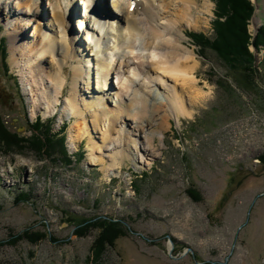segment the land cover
Segmentation results:
<instances>
[{
    "label": "rangeland",
    "instance_id": "374dc122",
    "mask_svg": "<svg viewBox=\"0 0 264 264\" xmlns=\"http://www.w3.org/2000/svg\"><path fill=\"white\" fill-rule=\"evenodd\" d=\"M33 1L41 5L35 25L33 18L20 15L25 5L18 6L19 0H0V9L6 8L0 10V38L6 48L4 63L0 53V117L8 131L24 138L34 134L31 125L39 117L44 124L42 133L48 125L50 133L63 136L69 162L55 161L44 148L38 154L33 140L25 147L0 143V264H264V163L260 161L264 157V47L254 50L248 46L258 79L253 90L240 91L228 80L226 67L215 53L209 49L200 53L186 36L194 32L213 38L215 5L212 0H196L198 8L191 11L192 18L179 22L176 31L183 46L195 55L194 76L204 96L194 104L186 96L191 118L177 120L173 114L163 118L170 112L164 106V96L171 94L175 82L153 71V80H149L137 69L140 61L133 58L130 71L136 85L131 90L144 92L148 115L139 121H118L117 128L129 136L120 144L119 140L113 142L110 134L108 146L100 154L106 160L116 151L120 156L119 168L108 175L100 161L90 160L89 136L98 140L99 133L89 123L88 135L69 141L78 119L68 112L66 101L72 92L73 67L79 66L87 71L85 85H79L83 97L91 102L107 93L101 103L115 108L117 101L131 94L121 85L127 69L123 66L119 73L114 72L107 88H99L101 79L96 76L98 67L90 47L94 49L100 34L92 26L102 19L87 12L90 0H71L70 6H75L78 14L73 21H64V31L76 37L83 49L72 61L60 57L53 61L45 55L46 68L58 62L64 66L66 78L58 103L52 105L55 98L49 80L40 73L44 80L35 84L27 61L38 53L35 29H50L47 33L56 37L49 27L53 26L50 13L55 0ZM124 1L131 6L136 0ZM153 1L157 7L159 0ZM249 1L254 10L247 31L254 41L264 24V0ZM164 2L169 0L161 4ZM207 4L209 8H204ZM11 6L20 12L13 11L7 18ZM176 9L174 5L160 9L164 19L158 23L165 24L166 19L176 22ZM112 13L115 23L109 25L116 27L120 19ZM80 14H88L89 29L79 24ZM138 21L149 29L141 12ZM17 23L26 28L21 43L34 45L30 56L28 52L20 58L18 52L13 55L11 51L10 36ZM85 35L90 37L84 40ZM99 46L101 49L104 44ZM138 53L135 50L133 55ZM221 79L230 82L233 93L218 87ZM176 87L181 89L179 84ZM93 218L109 219L124 232L113 247L105 246L99 259L91 250L99 231L75 234L80 221ZM15 236L37 241L15 242Z\"/></svg>",
    "mask_w": 264,
    "mask_h": 264
},
{
    "label": "bare ground",
    "instance_id": "6f19581e",
    "mask_svg": "<svg viewBox=\"0 0 264 264\" xmlns=\"http://www.w3.org/2000/svg\"><path fill=\"white\" fill-rule=\"evenodd\" d=\"M19 1L20 3H18V6L22 4L25 5V8H23L24 10H21L20 15L23 14L25 17L33 18L35 25L38 20L36 19V14L39 13L41 5L36 4L33 0ZM92 1V3H94V0ZM140 1L141 0H136L135 2H132L133 5L130 7V4L126 3L124 0H99V4L101 5L106 2L109 4L107 12L103 11V15L108 16L107 13H112L110 10V8H112L114 13L119 16L120 21L117 22L118 24L116 27L109 25L111 22L105 27V23L96 19L95 26H92L96 28L97 32H100L99 35L97 33L98 36L96 35L97 38L94 41V49H91L90 47V51L94 52L95 66L96 68L98 67V70H96L98 71L96 76L99 75L98 78L101 79L99 82L101 85L98 82L97 85H100L99 88L101 90L106 89L110 76H112L114 72L119 73L120 69L124 66L127 70H123L121 85L126 89V92H131V94L127 95L128 98L126 97L124 100L120 99V101H117V103H115V108H112V105H108L105 101L101 103L100 100L105 99L108 96L107 93L96 96L91 102L88 101V98L83 97L81 93L82 90L79 86L81 83L85 85L87 74L86 68L76 66L73 67L72 92L70 98L66 101L68 112L78 119L74 124L73 133L69 135V141L72 143L80 141L83 137L88 135L89 123L91 127L99 133L98 140H94L93 137L89 136L90 160L92 163L100 161L102 170L108 175L112 173L111 171L114 169L119 168L117 156H120L118 155L120 152L116 151L113 155L110 154V159L106 160V157H103L100 154L102 149L108 146L107 141L111 135H114V139H112L113 142L114 140H119L120 144L122 140L124 142L129 136V133L124 131L123 128H117L118 121L120 119L122 120V118L124 121L127 119L139 121L147 118L148 115L147 101L144 95L141 94L142 87H139V90L141 91L140 93H138L137 89L131 90L132 85H136V79H134L136 77L133 74L134 72H131L132 64H134V61L132 62L133 58H137L136 60L140 61L141 64L139 63L140 65L137 66V69L139 70L140 68L149 80H153L150 75L153 71L156 74L161 75H158L159 77L164 79L171 78L172 81L175 82V85L171 89V94L164 96V106L166 105V108L171 113H166L163 118H167L170 114H173V117L177 120H179V118H191L193 112L187 107L186 96H188L190 102L193 104L204 96V92L198 87V82L194 76L197 68L195 55L191 49L183 46L182 38L176 31L179 22L183 20L190 21L192 18L191 11L194 10V8H198L196 0H169L167 4L164 2L165 5L161 4L163 0H159L160 3H157V5L159 4L157 7L154 5L153 0ZM53 2L54 4L50 13V17L53 20V26L50 25L49 27L54 29L56 37L54 36V38L47 33L50 29H45L44 27L35 29L34 32L39 37L38 53L35 55L36 58L34 60L30 58V60H28L29 62L27 61V66L31 73H34L32 78L35 84L41 82L39 84L41 85L44 80L40 73H43L49 80L55 98L52 105H56L59 97L63 93L66 81L64 76V66L58 62H53V64L49 66V69L46 68L48 61H46L45 55H49L53 61H55L56 57L64 58L65 61H72L77 59L81 54L78 52H81L80 49H83V47L76 42V37H70V35L67 36L64 31V27L66 26L64 21L69 18L71 20L72 17L74 20V15L78 14L75 9L76 7L73 5L70 6L72 2L71 0H55ZM90 2H87L88 4L86 3L88 6L86 7V10H88L87 12H90V14H94L96 9L94 10V8L91 7V4L89 5ZM171 5H174V8H177L174 13V16L177 18L176 22H173L171 19H166L164 20L165 24L158 23L159 20L164 19L160 9H169ZM204 8H209V5H204ZM2 9L4 8H1L0 10L2 11ZM14 9L13 6H11V8L9 7L8 14L6 15L7 18L10 17V14L13 11H19V8ZM97 10L100 12L103 9L97 7ZM4 11H6V8ZM140 12L146 16V23L149 24V29L145 28L141 21H138V15ZM78 18V22L81 24L83 18L80 17V15ZM111 21L114 23L115 20L111 19ZM258 21L259 20H256L255 23ZM17 24L18 25L14 28L10 36L11 51H13V55H16L18 52L17 55L20 56V58L25 56L28 52L30 53V56L34 52V45L32 43H29V45H24V42L21 43L22 38L26 34V28L24 27V24ZM102 35H105L104 39L102 38ZM88 37L90 36L85 35L86 39H83L87 40ZM91 37L93 38V35ZM100 44H104L101 49L99 46ZM135 50H139V53L137 54L138 56L136 57L133 55ZM98 54L102 57L98 56ZM17 59L18 58L14 57L15 61ZM85 65H87V63ZM141 67H143V69H141ZM126 74H129V76ZM177 84H179L181 89L178 90L176 87ZM93 91L94 93L96 92L95 89H93ZM148 92L150 93V91ZM148 92H146L145 95H149ZM153 112L155 111L153 110ZM113 147L115 148L116 146L113 144Z\"/></svg>",
    "mask_w": 264,
    "mask_h": 264
},
{
    "label": "trees",
    "instance_id": "16d2710c",
    "mask_svg": "<svg viewBox=\"0 0 264 264\" xmlns=\"http://www.w3.org/2000/svg\"><path fill=\"white\" fill-rule=\"evenodd\" d=\"M212 2L215 5L214 20L212 21L213 38L209 39L201 33L194 32H188L186 36L199 48L200 53L203 54L207 49L215 53L226 67V74H228V80L230 79L231 84H234L242 92L251 91L257 84L258 69L253 66V54L249 51L248 46L252 45L257 49L264 47V24L259 29L254 41H252L247 31V25L254 7L249 0H212ZM4 42V39L0 38V53L3 63L6 57ZM4 67L7 72L8 67L6 64H4ZM228 80L221 79L218 82L219 84L217 83L218 87L226 93H233L234 88H232ZM37 119L31 125V128L35 130L34 134L31 137L24 138L8 131L0 117V143L5 144V147L13 144L25 147L33 140L37 146V149H35L37 153L38 150L41 151L44 148L48 156L49 154L54 156L55 161L61 159V161L69 162L66 157L63 136L50 133L48 125L45 126L46 133H42L41 129H44V124L40 119ZM43 138L44 142L41 140ZM260 161L264 163V157L261 156ZM22 197L26 198V195ZM93 229L99 231V235L91 249L97 259L100 258L99 256L105 250L106 245L113 247L115 240L124 235L122 226L118 227L115 222L109 219L94 220V218L80 221L76 227L75 234L86 236ZM14 239L15 242L23 239L32 243L37 241V239L30 236L20 239L15 236Z\"/></svg>",
    "mask_w": 264,
    "mask_h": 264
},
{
    "label": "water",
    "instance_id": "95a60500",
    "mask_svg": "<svg viewBox=\"0 0 264 264\" xmlns=\"http://www.w3.org/2000/svg\"><path fill=\"white\" fill-rule=\"evenodd\" d=\"M256 30H257V28H256ZM253 49L255 50V47H253ZM170 246L172 247V242H170Z\"/></svg>",
    "mask_w": 264,
    "mask_h": 264
}]
</instances>
